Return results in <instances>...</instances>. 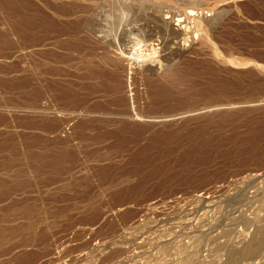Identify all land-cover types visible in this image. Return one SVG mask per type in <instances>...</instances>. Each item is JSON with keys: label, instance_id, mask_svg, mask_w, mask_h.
<instances>
[{"label": "rangeland", "instance_id": "1", "mask_svg": "<svg viewBox=\"0 0 264 264\" xmlns=\"http://www.w3.org/2000/svg\"><path fill=\"white\" fill-rule=\"evenodd\" d=\"M163 1L171 7L167 15L153 4L125 30L140 28L155 41V53L138 66L130 67L125 58L130 47L124 35L105 45L87 35L89 30L76 32L81 43L101 46L94 48L97 58L107 53L116 63L115 70L108 64L104 69L117 76L107 87L118 90L101 98L102 93L94 97L84 90L97 89L84 76L91 57L65 62L74 58L64 49L67 37L50 36L39 44L21 22L42 14L74 27L81 17L89 20L91 6H102L104 13L115 10L119 0H0V228H18L0 241V264H19L22 255H36L33 264H224L229 248L238 249L257 234L264 217V0ZM118 46H126L125 53ZM44 51L61 52L64 61L57 65L60 76H47L46 83L80 82L71 94L87 91L76 94L83 105L71 97L55 107L44 91L37 96ZM97 58L92 61L98 65ZM227 100L233 103L227 106ZM93 106L107 112L90 113ZM42 119L58 126L46 132ZM60 153L68 160L50 168ZM39 155L46 157L36 159ZM22 168L35 183L5 199L1 189L6 193L20 184ZM53 168H64L61 175L57 170L58 180ZM51 174L54 179L47 180ZM31 211L34 217L28 219ZM224 229L231 230L230 239L216 238ZM215 238L224 247L214 249ZM261 261L259 256L236 264Z\"/></svg>", "mask_w": 264, "mask_h": 264}, {"label": "bare ground", "instance_id": "2", "mask_svg": "<svg viewBox=\"0 0 264 264\" xmlns=\"http://www.w3.org/2000/svg\"><path fill=\"white\" fill-rule=\"evenodd\" d=\"M90 2V1H89ZM153 4H155L156 6H158V7H160V9L164 12L163 14H165V12H167V10L168 9H170L171 7H170V5H169V2H168V4L165 2V1H163V0H154V3ZM60 5V4H59ZM74 5V4H73ZM76 5H77V3H76ZM55 6V5H54ZM78 6V5H77ZM76 6V8H78ZM112 6V5H111ZM92 7L93 6H91L90 8L91 9H88L89 11H91L89 14H91L90 15V18H89V20L87 21V20H82V18L83 17H81V21H76V24L74 23V27H71V26H66L65 24L64 25H62L61 23H57V21L55 22V21H52V20H55V19H52V20H50L52 17H49V18H47L46 16H44V15H42V14H40V15H38V17H37V19H34V20H32V19H29V21H23V22H21L22 24H21V26H22V28L24 29L23 31H25L28 35H29V38L30 37H35V39L36 40H38L40 43L39 44H41L43 41H45L47 38H49L50 36H53V38L54 39H57V38H59L60 36H65V37H67L68 38V40H67V43H66V46L65 45H60V46H65V51L66 52H68L69 53V56H71V55H74V58H73V56H71V58L69 57V58H66V60H65V62H67V61H69V59H71L72 61L73 60H83L84 59V57H91V59H89V60H87V62H85V64H86V66L88 67V71H87V73H86V75H84L89 81H91V82H93L94 84H95V86H97L96 88L97 89H95L94 88V86L93 85H91L90 87H91V89H92V87H93V89H95L94 90V94H93V92H92V90L89 88V86L87 87V88H84L85 87V85H87V84H83L84 85V87L83 86H81L82 88H84V90L86 89L87 91H89L90 90V92H92L91 94H89L87 91H84V92H87L88 94L87 95H93L94 97H95V94L97 93V94H100V93H102V94H100L99 96H101V95H104L103 94V92H105V94L107 93V91H113V89L115 90V91H117L118 90V86H117V88H114V87H116V86H110L109 88L107 87V85H106V82H111V83H113L114 81H116L117 79H116V77L117 76H115V80H114V76H113V74H109V72H105V69H104V66L106 65V64H108L109 65V67H112L113 68V70H115L114 69V67H113V65L115 66L116 65V63L114 64V63H112V61L111 60H113V59H111V57H110V59L111 60H109V57H108V54L106 55L105 53H103V52H101L100 53V57H98L97 58V56L98 55H95L93 52H94V48H96V49H101V46L100 45H98V47L99 48H97L96 46L93 48L92 46H89V44L87 43V42H84L83 41V43H81L80 41H82V40H80V39H82V38H77L78 40H76L74 37L76 36V32L79 30H81V33H84L83 31H82V29L83 30H89V32L90 33H88L87 35H90V36H93L92 38H97L98 39V41L100 40V41H103V42H99V43H106L105 45H111V41L110 40H104V39H101V37H103L104 36V31L103 30H101L100 28H99V24H98V22H97V20H99L100 19V14L102 13V10H103V8H102V6H100V8L101 9H99V7L97 6V9H96V7L94 6L93 8H94V10L92 9ZM110 7V6H109ZM114 7V6H113ZM70 8H71V6H70ZM73 8L74 7H72L71 9H72V11H73ZM58 9V8H57ZM63 9V8H62ZM68 9V8H67ZM83 9H84V7H83ZM82 8H80L79 10H83ZM86 9V8H85ZM104 9H105V6H104ZM159 9V8H158ZM176 9V8H175ZM174 9V10H175ZM52 11L53 10H56V8L54 9V7L51 9ZM64 10V9H63ZM59 11V10H58ZM67 11H69V9L67 10ZM67 11H62V12H64V13H61V15H64V16H66V15H70V13L71 12H69V14L68 13H66ZM85 11V10H84ZM88 11V12H89ZM106 11V10H105ZM36 12H38V11H36ZM41 12V11H40ZM60 12H61V10H60ZM74 12V11H73ZM75 12H76V9H75ZM75 12H74V15H75ZM77 12H79V13H81V15H82V12H80V11H78L77 10ZM93 12V13H92ZM179 13H181L182 11L181 10H179L178 11ZM43 13V12H42ZM52 13H57V11H53ZM38 14H39V12H38ZM43 14H45V13H43ZM73 14V13H72ZM71 14V15H72ZM165 15H167V14H165ZM56 16V15H55ZM35 16H33V18H34ZM76 17H78V16H76ZM27 18V17H26ZM75 18V17H74ZM79 18V17H78ZM77 19V18H76ZM73 22H75L74 20H73ZM72 22V23H73ZM71 23V22H70ZM61 24V25H60ZM66 24H68V23H66ZM73 25V24H72ZM72 28V29H71ZM74 29V30H73ZM129 29V28H128ZM72 31V32H71ZM142 31V30H141ZM80 33V34H81ZM86 33V32H85ZM84 33V34H85ZM142 33H143V37H144V43L143 44H136L135 46H137V49L134 51V53L132 52L133 50H132V48L134 47H130L129 48V50L130 51H127L126 53H125V48H126V46H123L124 47V49H121V46L122 45H124L125 43V41L122 43V45L121 46H118V48L116 49V48H114V50L116 49V50H118L121 54H123V53H125V58L128 60V63H129V66L130 67H134V66H138L139 65V63L141 62V63H145L146 62V60H147V58L149 57V56H152V54H154L155 52H153V49H155V47H154V44H155V41L154 40H152V39H150L146 34H145V32L144 31H142ZM123 36V35H122ZM83 37V36H82ZM89 37V36H88ZM148 37V38H147ZM51 38V37H50ZM66 38V39H67ZM123 38H125V36H123ZM52 39V38H51ZM65 39V38H64ZM65 39V40H66ZM97 39L95 40L96 42H97ZM64 41V40H63ZM62 41V42H63ZM93 41V40H92ZM65 42V41H64ZM121 42H122V39H121ZM91 44H92V42H90ZM98 43V42H97ZM46 44V43H45ZM44 44V45H45ZM54 43L52 42V44L51 45H53ZM59 44H61L60 42H59ZM65 44V43H64ZM90 44V45H91ZM93 44L95 45V43L93 42ZM92 44V45H93ZM113 44V43H112ZM121 44V43H120ZM49 45V44H48ZM50 45V46H51ZM56 46H58V45H56ZM56 46H54V48L56 47ZM60 46L58 47L59 49H60ZM44 47V46H43ZM105 47V46H104ZM128 47V46H127ZM57 48V47H56ZM57 48V49H58ZM103 48V47H102ZM106 48V47H105ZM109 48V47H108ZM108 48H106L107 50H108ZM112 48V47H111ZM134 48H136V47H134ZM133 48V49H134ZM104 49V48H103ZM105 49V50H106ZM132 50V51H131ZM62 51H63V49H62ZM96 51V50H95ZM59 53H61V52H59ZM59 53H57V54H59ZM57 54H55V53H48V52H42L41 53V57H39L40 59H41V62H40V64H39V76H40V88H38V89H40V90H36V91H38V95L37 96H40L41 95V92L42 91H44V93H46L47 95H49V97H50V100H51V103H52V106H57V105H60L59 104V102L60 101H62L63 99H67V98H77V93H79L80 91L79 90H81L82 91V88H79V92H77V93H75L74 95H73V91H74V89H72V85L73 84H75V83H73L72 82V85H70V82L71 81H69V85L66 87V85H64V87H61L62 85L59 83H57V80L58 79H53V80H51V82H49V83H46V80H45V78L48 76V77H58V76H60V73H61V70H59V68L57 67V65L59 64L60 65V63L61 62H64V61H60V59H61V57L60 56H58ZM62 54H65V53H62ZM71 54V55H70ZM68 55V54H67ZM39 56H40V53H39ZM76 57V58H75ZM63 58V57H62ZM94 58H97L98 60H99V64L97 65L95 62H97V61H92ZM119 58V57H118ZM70 60V61H71ZM117 62V61H116ZM154 62H156V61H154ZM162 63V62H161ZM68 64H70V63H68ZM72 64H74V63H72ZM79 64V63H78ZM97 66H96V65ZM252 64H260V63H258V62H256V63H252V62H237L235 65H238V66H242V67H245V66H248V65H252ZM153 65V64H152ZM262 65V64H261ZM140 66H142V64H140ZM264 66V65H263ZM73 67H75V65L73 66ZM73 67L71 66V68L73 69ZM79 67V66H78ZM116 67V66H115ZM80 69H81V67H79ZM111 68V69H112ZM117 68H118V66H117ZM116 68V69H117ZM164 68V67H163ZM77 69V67L75 68V70ZM80 69H78V70H80ZM107 69V68H106ZM110 70V69H109ZM163 70V69H162ZM77 71V70H76ZM116 71H118V70H116ZM68 72V71H67ZM163 72V71H162ZM114 73V72H113ZM69 74V73H68ZM78 74H80V75H82L81 73H78ZM118 74V73H117ZM61 75H63V74H61ZM80 75H78V76H80ZM119 75V74H118ZM77 76V75H76ZM77 76V77H78ZM83 76V75H82ZM78 77L80 80H81V78H84V79H86L85 77ZM161 77V76H160ZM167 77V76H166ZM78 79V80H79ZM153 79V78H152ZM186 80V79H185ZM120 80H118V82H119ZM152 81V80H151ZM171 81V80H170ZM176 81V80H175ZM178 81V80H177ZM181 81H183L184 82V80H181ZM59 82V81H58ZM117 82V81H116ZM116 82H115V84L114 85H116ZM121 82V81H120ZM156 82V81H155ZM180 82V81H179ZM149 83V82H148ZM66 84H68V83H66ZM79 84H80V82H79ZM79 84H75V86L77 85V86H79ZM118 84V83H117ZM121 84V83H120ZM81 85V84H80ZM90 85V84H89ZM149 85V84H148ZM153 85V84H152ZM163 85V84H162ZM74 87V86H73ZM159 87H160V85H159ZM158 87V88H159ZM167 87V86H166ZM77 88V87H76ZM119 88H120V86H119ZM156 88V90H157V86L155 87ZM117 89V90H116ZM160 89V91L162 92V89H163V92L165 93V92H168V89H167V91L165 90L164 91V88H162V86H161V88H159ZM155 90V89H154ZM75 91H77V90H75ZM71 92H73L72 94H71ZM83 92V93H84ZM159 93V91L157 90L156 92H154V93H156V94H158ZM162 92V93H163ZM170 92V91H169ZM44 93H42V94H44ZM82 93V94H83ZM113 93H114V91H113ZM80 94L81 93H79V96H80ZM81 94V95H82ZM108 94V93H107ZM171 94V93H170ZM167 95V94H166ZM43 95H41L40 97H42ZM83 96H84V94H83ZM92 96V97H93ZM96 96H98V95H96ZM98 96V97H99ZM110 96V95H109ZM168 96H169V93H168ZM48 97V96H47ZM89 97V96H88ZM93 97V99H95ZM159 97H161V98H163V96H159ZM165 97V96H164ZM44 98H45V96H44ZM85 98V97H84ZM100 98V97H99ZM98 98V99H99ZM101 98H102V96H101ZM166 98H169V97H166ZM41 99V98H40ZM75 99L73 100L74 101V103L73 104H75V106H76V103H75ZM80 99H82V98H80L79 97V99H78V101L80 100ZM92 99V98H91ZM90 98L88 99V100H91ZM43 100V99H42ZM84 99H82V101H83ZM69 101V100H68ZM72 101V102H73ZM76 101H77V99H76ZM78 101H77V103H78ZM81 100L79 101V103H80V105H83L82 103H84V102H82ZM229 100H227V106L232 102H228ZM71 104H72V102H71V100L69 101ZM69 102H67L66 104H69ZM121 102V101H120ZM63 103V102H62ZM65 103V102H64ZM233 103V102H232ZM214 105V104H213ZM68 106V105H67ZM98 106V105H97ZM96 106V107H97ZM70 107H71V105H70ZM80 106H79V104H78V108H79ZM95 106H93L92 107V109L94 108V110H89V112L90 113H92V112H96V113H102V114H104L105 112H107V111H105L104 112V108L103 109H97L98 107H101V106H98L97 108H96ZM207 107V106H206ZM83 108V107H82ZM81 108V109H82ZM51 108L49 107V108H45V109H43V110H45V111H48L49 112V110H50ZM58 109V108H57ZM72 109H73V107H72ZM88 109V108H87ZM76 111H77V109H76ZM81 111V110H80ZM112 114V113H111ZM85 116V115H84ZM5 119V118H4ZM0 120H3L2 118H0ZM230 121V120H229ZM233 121V120H232ZM84 122V121H83ZM81 125V124H80ZM39 126V125H38ZM58 126V122H56V121H53V120H48V121H44V119H42V121H41V128L42 129H44V131H46V132H53V130L56 128ZM81 127V126H80ZM234 127V126H233ZM137 137V136H136ZM96 138V137H95ZM94 138V139H95ZM97 139V138H96ZM124 141V140H123ZM95 142V141H94ZM124 144V143H123ZM150 144V143H149ZM66 151V150H65ZM47 154H49V153H47ZM72 154V153H71ZM52 155V154H51ZM50 155V156H51ZM31 156V155H30ZM36 156H38V155H36ZM43 156V157H42ZM41 156V158L42 159H44L45 157H46V155L44 156V155H42ZM65 156L66 155H62L61 153H60V155L59 156H56L55 158L54 157H52L51 158V161L49 162V166H50V168L51 167H54V166H56V164L58 163H60V162H62L63 161V159H64V161H65V159H67L68 160V158H65ZM49 156L47 155V158H48ZM32 158V157H31ZM34 158V157H33ZM32 158V159H33ZM38 158H40V155H39V157H37L36 159H38ZM41 158H40V160H41ZM50 158V157H49ZM48 158V159H49ZM35 158H34V160H36ZM12 160H13V158H12ZM39 160V161H40ZM70 160V159H69ZM11 161V160H10ZM30 161V160H29ZM28 161V162H29ZM72 161V160H71ZM33 162H35V161H33ZM38 162V161H37ZM36 162V163H37ZM41 162V161H40ZM70 162V161H69ZM68 162V163H69ZM39 163V162H38ZM45 162H42V164H44ZM64 163V162H63ZM41 164V165H42ZM29 165V167L30 168H32V165H30V164H28ZM69 165V164H68ZM67 165V166H68ZM45 166V168H46V165H44ZM62 166V165H61ZM65 166V165H64ZM27 167V166H26ZM34 167H35V165H34ZM43 167V166H42ZM50 168H49V170H50ZM65 168V167H64ZM63 168V169H64ZM26 169V168H25ZM34 169H37V166L34 168ZM38 169H40V167L38 168ZM63 169H61V170H59V169H57V170H59L60 171V174L59 175H61L62 174V172H63ZM20 171H18V172H22L21 171V169H19ZM22 170H23V174L24 175H22V174H20V175H22V176H25V178L23 179V181H19L20 182V184L18 183V181H17V183L20 185V186H17V183L15 184L16 186L15 187H13L14 185L13 184H11L12 185V188H7L5 191H6V193L5 192H2L3 190H4V188L3 189H1V196L3 195V197H4V195H5V199H6V195H14V192L17 190V192H19V190L21 189V190H23V189H26V187H28L29 185H31V183H33V182H30L31 180L27 177V175H26V172H27V170H24L23 168H22ZM56 170V169H55ZM54 170V168H53V170L51 171V172H53V171H55ZM56 170V171H57ZM29 171V170H28ZM40 171V170H39ZM41 171H43V168H42V170ZM40 171V172H41ZM62 171V172H61ZM16 172H17V169H16ZM30 172H32V171H30ZM35 174H34V173ZM32 172V175H37V174H39V173H37L36 174V172L35 171H33ZM47 172V171H46ZM48 172H50V171H48ZM28 173V172H27ZM42 173V172H41ZM45 173V172H44ZM54 174H55V172H53ZM52 173V174H53ZM31 174V173H30ZM51 174V177L49 176V177H47V176H45L46 178H47V180L48 179H54V177H53V175ZM58 176V171H57V173L55 174V178H57V176ZM36 177V176H35ZM45 177L43 178V179H45ZM59 177V176H58ZM16 178V177H15ZM59 178H57V180H58ZM41 180V179H40ZM47 180H46V182H47ZM56 179H55V181H57ZM51 181V180H50ZM50 181L48 182V183H50ZM1 183V182H0ZM35 183V182H34ZM43 183H44V181H43ZM51 183H52V181H51ZM45 184H47V183H45ZM27 185V186H26ZM32 185H34V184H32ZM7 186V185H6ZM5 186V187H6ZM22 186H24L23 188H22ZM26 186V187H25ZM19 187H21V188H19ZM29 188H30V186H29ZM130 189V188H129ZM134 189V188H133ZM20 190V191H21ZM30 191V190H29ZM32 191V190H31ZM131 191V190H130ZM133 191H135V190H133ZM13 192V193H12ZM129 192V191H128ZM132 192V191H131ZM3 193V194H2ZM5 193V194H4ZM12 193V194H11ZM121 194V193H120ZM120 194H119V196H120ZM128 194V193H127ZM126 194V195H127ZM116 195V194H115ZM134 195V194H133ZM118 196V195H117ZM2 197V198H3ZM9 197V196H8ZM7 197V198H8ZM121 197V196H120ZM226 197V196H225ZM244 203V202H243ZM14 204V203H13ZM237 205V204H236ZM247 205H248V203H245V208L246 209H249V208H247ZM241 206V205H240ZM240 208V207H239ZM242 208V207H241ZM11 209V208H10ZM28 210V213H29V211H30V209H29V207L27 208ZM31 209H34L33 207L31 208ZM38 209V208H37ZM243 209V208H242ZM240 210V209H239ZM26 210H23V212H25ZM22 212V211H21ZM33 212H36L35 211V209L33 210ZM33 212L31 211L30 212V214L32 213L33 214ZM237 212V211H236ZM242 212V211H241ZM240 212V213H241ZM246 212V211H245ZM252 213V212H251ZM259 213V212H258ZM18 214L19 215H21L19 212H18ZM25 214V213H24ZM27 214V213H26ZM32 214L30 215V217L32 216ZM44 214V213H43ZM18 215V216H19ZM16 216V215H15ZM39 216V215H38ZM23 217H26V215L25 216H23ZM28 217H29V214H28ZM27 217V218H28ZM28 218V219H32V217H34V215L31 217V218ZM263 217V216H262ZM26 218V219H27ZM258 219V218H257ZM41 220H43V219H41ZM236 220V219H235ZM260 220V219H259ZM261 220H262V225L261 224H258L259 226L257 227L256 225V229H257V234H255V236H254V234H253V236L254 237H252V238H250L248 241H246V242H244L243 243V245H242V247H240V248H229L228 249V251L226 252V260H224L225 262H224V264H236L237 262H239V261H242V260H247V259H254V258H258L259 256H260V258L262 259V261L260 262V264H264V217L263 218H261ZM260 220V221H261ZM28 221V220H27ZM46 221V220H45ZM257 221V220H256ZM6 222V221H5ZM33 222H35L34 220L32 221V223ZM37 222V223H36ZM33 225L34 226H31L30 227V225H27V226H29L31 229H29L28 227V229L29 230H31V231H33V234H34V232L36 231V229L35 228H33V227H35L37 224H38V221H36ZM40 222V221H39ZM42 222V221H41ZM246 223V222H245ZM27 224H29V223H27ZM41 224H43V223H41ZM40 224V225H41ZM254 224V223H253ZM44 225V224H43ZM233 226V225H232ZM237 226V225H236ZM26 228V229H27ZM8 229V228H7ZM16 229H18V228H15L14 230H13V228H9L8 230H3L2 228H0V241L2 240V239H5V237H6V239H7V237H9L8 236V233L9 232H15V230ZM20 229V228H19ZM35 229V230H34ZM41 230H43L42 228H40ZM234 229V228H233ZM11 230V231H10ZM28 230V231H29ZM223 230V229H222ZM7 231H9V232H7ZM17 232V231H16ZM15 232V233H16ZM20 232V231H19ZM22 232H23V230H22ZM27 232V231H26ZM41 232V235H42V237H43V232L42 231H40ZM30 233V232H29ZM29 233H27V235L29 234ZM32 233V232H31ZM230 233H231V230H225L224 229V231H222V232H219V234H217L216 235V238H217V236H218V238L220 239V238H222V237H224V238H226L227 237V239H230L229 237H230ZM11 235L12 234H14V233H10ZM22 234V233H21ZM33 234H31L32 236H34ZM37 234V233H36ZM38 234H39V232H38ZM45 235V234H44ZM207 235V234H206ZM209 235H211V234H209ZM214 235V234H213ZM18 236V235H17ZM24 236V235H23ZM39 236V235H38ZM232 236V235H231ZM28 237V239H27V241H29V236H27ZM31 237V236H30ZM36 237V236H35ZM35 237H32V238H35ZM214 238V237H213ZM216 238L213 240L214 242H216L217 240H216ZM25 239V238H24ZM202 239H203V237H202ZM233 239V238H232ZM37 240V239H36ZM204 240V239H203ZM208 240V239H207ZM25 242V240H23L22 239V243H24ZM32 241V240H31ZM2 242V241H1ZM0 242V243H1ZM226 242H227V240H226ZM3 243V242H2ZM25 244V243H24ZM29 244H31V242H29ZM28 244V245H29ZM211 244H213L212 242H211ZM224 244H226L225 242H224ZM224 244H221V243H217L216 242V244H215V248L214 249H216V250H219L220 248H222V247H224L223 245ZM15 245V244H14ZM20 245V244H19ZM11 246H13L12 244L10 245V247ZM17 245H15L14 247H16ZM226 246V245H225ZM13 248V247H12ZM18 248V247H17ZM6 249V248H5ZM225 249V248H224ZM1 250V249H0ZM11 251V250H10ZM221 251V250H220ZM4 251L2 250V252L1 253H3ZM7 252V251H6ZM21 252V251H20ZM25 252V251H24ZM9 253V252H8ZM18 253V252H17ZM27 253V252H26ZM29 253V252H28ZM33 254H34V252H32ZM216 254V253H215ZM0 255H4V253L3 254H0ZM30 255V254H29ZM20 256H21V254H20ZM36 256V255H35ZM34 256V257H35ZM34 257H32V256H29V257H27V258H25V259H22L23 258V255H22V258H21V260H19L20 258H19V256H18V259L17 260H19V264H33L34 262H35V259L37 258H35L34 259ZM196 257V256H195ZM10 259V258H9ZM197 259V258H196ZM16 260V259H15ZM37 260V259H36ZM189 261V260H188ZM13 262H15V261H13ZM200 262V261H199ZM8 263V262H7ZM37 263V262H36ZM17 264V263H16Z\"/></svg>", "mask_w": 264, "mask_h": 264}, {"label": "clouds", "instance_id": "3", "mask_svg": "<svg viewBox=\"0 0 264 264\" xmlns=\"http://www.w3.org/2000/svg\"><path fill=\"white\" fill-rule=\"evenodd\" d=\"M153 3L154 0H119V6L115 10L106 9L97 20L99 28L104 31L101 39L113 40L124 35L128 47L143 44L144 37L140 28H135L132 32L125 30L133 24H138L139 16L152 8Z\"/></svg>", "mask_w": 264, "mask_h": 264}]
</instances>
